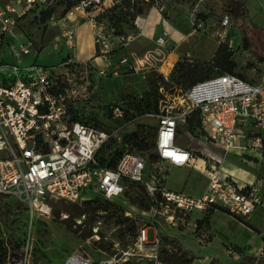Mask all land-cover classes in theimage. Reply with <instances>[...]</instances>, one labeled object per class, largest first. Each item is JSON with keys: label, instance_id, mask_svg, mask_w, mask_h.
<instances>
[{"label": "built area", "instance_id": "2783aa9c", "mask_svg": "<svg viewBox=\"0 0 264 264\" xmlns=\"http://www.w3.org/2000/svg\"><path fill=\"white\" fill-rule=\"evenodd\" d=\"M46 1L3 0L2 30L11 31L17 18L32 5ZM120 1L76 0L63 14L50 17V26L58 31L53 48L58 49L62 42L70 52L60 66H82L84 70L79 71L82 74L91 72L109 78L138 71L144 63L158 60L155 70L169 80V75L160 70L167 55L166 32L153 40L154 50L133 61L127 50L138 33H116L99 18ZM144 1L163 11L168 0ZM139 17L133 22L135 27ZM81 20L90 23L97 48L96 55L85 62L76 60ZM232 24L229 14L220 21L222 27ZM197 29H204L203 23L199 22ZM212 37L217 47L226 43L222 32L216 30ZM31 49L28 40L19 44L23 55ZM155 54H162V58ZM12 68L11 79H0V195H12L25 202L31 217L43 212L39 209L46 210L51 200L82 203L94 196L113 200L125 193L128 183L140 185L146 195L148 220L137 228L131 245L120 246V242H115V253L100 260L74 252L62 264H164L156 221L164 220L171 225L178 212L220 210L235 220L247 222L256 210H264V77L254 80L244 74H216L187 89L174 84L176 97L160 87L162 96L157 110L145 113V117L156 123L151 152L157 161L151 162L147 154L126 147L116 165L109 167L100 163V151L111 140L120 143L121 130L134 123L132 119L126 120L124 106L121 103L110 106L108 118L113 127L71 121L67 103L77 96L80 88L86 91L88 87L87 80L86 84H76L77 71H54L55 66L39 65L24 68L25 72L15 65ZM60 83L63 89H56ZM194 116L199 124L194 127L198 135H193V139L201 141V135L204 138L199 152L178 143L179 127ZM193 129L188 131L192 133ZM208 146L223 150L221 159L207 155L204 150ZM227 154L241 159L247 156L248 160L244 161L253 168L252 174L248 173L252 179L243 180L224 171L222 163ZM196 155L203 158L199 168L206 178L203 191L193 195L166 188L163 172L157 165L195 168L192 158ZM149 229L154 234L151 241L147 239ZM260 237L261 246L254 264L264 260V228ZM30 239L28 234L22 264H29Z\"/></svg>", "mask_w": 264, "mask_h": 264}, {"label": "rangeland", "instance_id": "374dc122", "mask_svg": "<svg viewBox=\"0 0 264 264\" xmlns=\"http://www.w3.org/2000/svg\"><path fill=\"white\" fill-rule=\"evenodd\" d=\"M136 1L145 12L143 15H146L148 6L142 4L141 0ZM236 2L243 6L246 14L231 27L220 26L224 15L232 14L230 0L168 2L166 19L170 22L171 31L188 35L187 40L180 41L177 34L167 32V55L160 70L172 71L167 73L169 80H165L159 71L151 69L150 62L144 63L138 71L109 78H101L91 72L82 74L79 72L84 70L82 66H60L70 52L67 54L68 46L64 43L59 50L53 48L58 40V31L50 26L49 20L53 12L60 15L69 0H47L42 5L35 3L27 15L16 20L11 31L4 32L0 22V78L13 76V65L23 68L24 72L26 69L23 66L29 68L35 65L45 68L55 66L57 69L54 71H77L76 84H86L87 80L88 87L86 91L80 88L77 96L67 103L69 119L72 120L74 116L89 124L113 127L108 111L111 105L121 103L131 109L128 120H134L131 121L133 124L121 130L123 136L131 131L139 133L143 130L145 141L149 144L156 123L145 117L144 111L162 96L159 87L171 97H176L174 84L177 81L189 83L211 71L203 67L202 62L209 60L217 49L218 44L212 37L214 31L222 32L226 41L215 52L216 55L221 53L222 58L218 63L223 69L236 73L241 71L246 78L254 80L264 77V0ZM199 22L203 23L204 29H197ZM245 23L244 29L240 28ZM130 32L137 33V30L135 28ZM24 40L32 43L31 52L27 55L19 51V44ZM141 43L136 39L129 46L133 50V61L142 58L146 51L154 50L151 45L143 50ZM156 57L160 59L162 54ZM55 58L58 60L54 61ZM62 87L60 83L56 89ZM147 103L150 105L147 106ZM192 133L181 130L178 140L194 152H199L203 148L201 141L204 138L201 135V141L193 139V135H198L197 128ZM204 151L213 158L221 159L223 156V150L211 146ZM244 159L248 160V157L241 159L227 154L222 167L245 170V173L240 172L237 176L251 179L248 173L252 174L253 168ZM202 161L199 155L193 156L195 169L164 163H159L157 167L163 172L166 188L194 194L205 184V178L196 170L201 167ZM39 210L44 213L37 212L31 217L25 202L12 195H0V264L23 263L28 234L31 236L29 264H62L74 252L92 260L107 258L115 253V242L124 246L118 239L121 228L134 227L133 232L127 231L128 235L124 236L129 240L126 246L131 245L137 228L148 220L144 199L137 189L127 191L116 200L96 198L82 204L51 200L46 210ZM156 226L162 238L161 252L165 264L185 261L187 264H254L261 246L258 230L264 228V212L256 210L247 222L235 220L220 210L178 212L171 225L158 220ZM153 238V230L149 229L147 239L151 241ZM257 264L264 263L261 261Z\"/></svg>", "mask_w": 264, "mask_h": 264}, {"label": "trees", "instance_id": "16d2710c", "mask_svg": "<svg viewBox=\"0 0 264 264\" xmlns=\"http://www.w3.org/2000/svg\"><path fill=\"white\" fill-rule=\"evenodd\" d=\"M75 1L76 0H69L68 5L61 12V14H63L67 9H69L75 3ZM141 3L146 4L148 6V11H149V9L152 5L151 2H146L144 0H141ZM42 4H45V3H42ZM42 4H39V5H42ZM229 5L231 7V12H232V14H231L232 23H235L236 20L241 21L246 14L243 6H241L239 3H237L236 0H230ZM31 9L32 8H30L22 16L24 17L25 15H27L31 11ZM53 14H55V12L51 13L50 17ZM143 14H145V12L143 13L142 7H140V5H137L136 0H134L133 2L130 0H121L120 2L116 3L113 7H111L110 9L106 10L103 14H101L99 16V18L101 20H104L110 27H113L116 30V33H128L131 30L136 28L134 23H133L135 18L137 16H142ZM21 17H19V18H21ZM19 18H17V20ZM244 26H246V23L242 24L240 28L244 29ZM220 47L221 46L217 47L215 52H218ZM215 52L209 60L202 62L203 67H206L207 69L211 70L208 74L200 76L198 79H193L189 83H185V82L179 80L175 84H179L182 86L183 89H187V88L191 87L193 84H195L199 81L205 80L207 78H210L216 74H223V73L239 74V75L243 74V72H241V71L236 73V71L229 72V71L223 69L222 66H220L218 63L220 61V59L222 58L220 55L221 53H219V55H216ZM8 79H11V78H8ZM3 81H6V78H4ZM160 98L161 97H159L157 99V101L155 102V104L152 105V107H149L144 112L157 110L158 101ZM148 105H150V104L147 103V106ZM124 110H125V114H126V119H128L129 116H131L128 113L131 109L124 107ZM75 120L88 123L87 121L80 120L77 117L73 116L71 121H75ZM198 124H199L198 118L196 116H194L191 119H188L184 125L179 127L178 134H180L181 130H184V129L192 130ZM95 125H97V124H95ZM101 127H105V126H101ZM153 128H154V130H153V136H152V140H151L152 142L149 144L145 141V137L143 135V130H140L139 133L135 131V132H131L129 134H126L125 136H123V139L120 143H117L114 140L109 141L107 143V145L105 146V148H103L99 153L100 163L105 165V166L114 167L116 165L118 158L120 157L121 153L126 149V147H128L131 151H136V152H139L142 154H147L148 158L151 162H156L157 157L155 154H153L151 152V148L153 147V142H154V135H155L154 132H155L156 126L154 125ZM129 136H130V138H128ZM131 189H137L141 193V195L144 199L145 205H146V209H147L148 203L146 201V195L144 193L143 188L140 185H137L134 183H128V186H127L125 193ZM96 198H101V199L107 200V199L103 198L102 196H94L93 198L85 200L83 202H92V201L96 200ZM118 198H115L113 200H116ZM127 231L133 232L134 227H131V228L129 226L123 227L120 229V231L118 233V239L121 240V242L124 244V246H126L127 242H129L128 239H126V238L124 239V236L126 237L128 235ZM161 240H162V238H161ZM161 244H162V241H161ZM162 258H163V256H162ZM163 261H164V259H163ZM164 264H165V261H164ZM175 264H187V261L178 262Z\"/></svg>", "mask_w": 264, "mask_h": 264}, {"label": "crops", "instance_id": "0c3cea01", "mask_svg": "<svg viewBox=\"0 0 264 264\" xmlns=\"http://www.w3.org/2000/svg\"><path fill=\"white\" fill-rule=\"evenodd\" d=\"M169 1H166L163 11H159L158 8L152 6L149 9L148 13L146 15L140 16L138 21L136 22V30L138 33L137 40H139L140 42H143V43H141L144 46V47L142 46L143 50L146 46H150V45L154 46L153 40L155 38H157L158 36L162 35L164 32H166L167 36H168V33L169 34L173 33V34H177V35L180 33V32L179 33L178 32L177 33L172 32L170 22H169V20L166 19V5L168 4ZM0 4H2V3H0ZM187 36H188L187 34L182 33L181 35H178L177 38L180 41H184V40H187ZM62 44L63 43L59 44L58 50ZM76 44H77L76 60L78 62H85L87 60L92 59L96 55L97 48L94 45L92 34H91V25L88 21H82V20L80 21L79 26H78V36H77ZM66 50H67V54H68L69 49L67 48ZM127 51L131 55L133 50H131V48L129 47ZM176 57L178 59V56H176ZM57 60H58V58H55L54 61H57ZM155 66H156V64L153 63V64H151L150 68L155 70ZM23 67L25 68L26 66H23ZM122 71H126V70L123 69ZM178 143L182 144L180 142V140H178ZM224 169H225V171L227 170V172L235 175L236 177H238L237 174L240 172L245 173V170L241 171L239 168H234V169L224 168ZM196 170L204 177V175L199 171V168H196ZM250 177L252 179V176H250ZM240 179L246 180V177H240ZM205 185H206V178H205V184L203 185L202 189L199 192H195L193 195H199L203 191ZM181 191H184V190H181ZM261 211L264 212V210H261ZM258 231H259V236H260V230H258ZM262 262L264 263V260Z\"/></svg>", "mask_w": 264, "mask_h": 264}, {"label": "bare ground", "instance_id": "6f19581e", "mask_svg": "<svg viewBox=\"0 0 264 264\" xmlns=\"http://www.w3.org/2000/svg\"><path fill=\"white\" fill-rule=\"evenodd\" d=\"M168 64V63H167ZM166 65V64H165ZM165 74H167L168 72H170V71H163Z\"/></svg>", "mask_w": 264, "mask_h": 264}]
</instances>
